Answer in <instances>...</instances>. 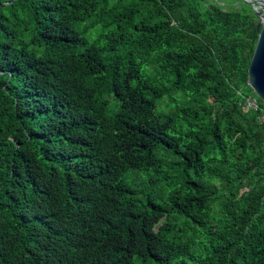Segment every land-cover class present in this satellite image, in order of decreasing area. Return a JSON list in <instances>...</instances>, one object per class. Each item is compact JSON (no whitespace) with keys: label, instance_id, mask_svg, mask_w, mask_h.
<instances>
[{"label":"trees","instance_id":"obj_1","mask_svg":"<svg viewBox=\"0 0 264 264\" xmlns=\"http://www.w3.org/2000/svg\"><path fill=\"white\" fill-rule=\"evenodd\" d=\"M258 22L244 2L0 0V264H264Z\"/></svg>","mask_w":264,"mask_h":264},{"label":"water","instance_id":"obj_2","mask_svg":"<svg viewBox=\"0 0 264 264\" xmlns=\"http://www.w3.org/2000/svg\"><path fill=\"white\" fill-rule=\"evenodd\" d=\"M242 2L250 4L259 17L257 26L259 40L249 66L248 85L256 96L264 102V0H242Z\"/></svg>","mask_w":264,"mask_h":264},{"label":"built area","instance_id":"obj_3","mask_svg":"<svg viewBox=\"0 0 264 264\" xmlns=\"http://www.w3.org/2000/svg\"><path fill=\"white\" fill-rule=\"evenodd\" d=\"M260 109V104L258 99L253 96H249L245 100L244 111L248 112L250 110L258 111ZM259 121L264 123V110L262 111L261 115L259 116Z\"/></svg>","mask_w":264,"mask_h":264},{"label":"rangeland","instance_id":"obj_4","mask_svg":"<svg viewBox=\"0 0 264 264\" xmlns=\"http://www.w3.org/2000/svg\"><path fill=\"white\" fill-rule=\"evenodd\" d=\"M221 4H227V5H231L232 7H239L242 0H218ZM99 31H101V26L96 27L93 32L96 35L97 33H99ZM254 93V92H252ZM255 97V96H254Z\"/></svg>","mask_w":264,"mask_h":264}]
</instances>
